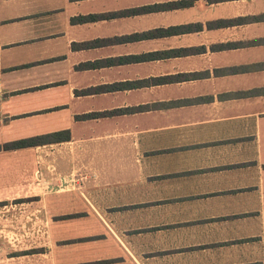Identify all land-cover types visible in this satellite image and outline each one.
<instances>
[{
    "label": "crops",
    "instance_id": "crops-1",
    "mask_svg": "<svg viewBox=\"0 0 264 264\" xmlns=\"http://www.w3.org/2000/svg\"><path fill=\"white\" fill-rule=\"evenodd\" d=\"M64 131L0 149L1 264H264V0H0V147Z\"/></svg>",
    "mask_w": 264,
    "mask_h": 264
},
{
    "label": "trees",
    "instance_id": "trees-1",
    "mask_svg": "<svg viewBox=\"0 0 264 264\" xmlns=\"http://www.w3.org/2000/svg\"><path fill=\"white\" fill-rule=\"evenodd\" d=\"M69 140H70V132L64 131V132H58L55 134L40 136L32 139H27L15 143L7 144L3 148L0 147V149H5V150L24 149V148L43 146L48 144H56Z\"/></svg>",
    "mask_w": 264,
    "mask_h": 264
},
{
    "label": "rangeland",
    "instance_id": "rangeland-1",
    "mask_svg": "<svg viewBox=\"0 0 264 264\" xmlns=\"http://www.w3.org/2000/svg\"><path fill=\"white\" fill-rule=\"evenodd\" d=\"M38 221V220H37ZM26 222V224L27 223H29V224H31V220H26L25 221ZM41 226L43 227V225H42V223H41ZM30 234H32L33 232H31V231H28ZM42 232H43V229H42ZM30 234H24L25 235V241H27V239L29 240V239H31V235ZM42 235V234H41ZM43 237V236H42ZM1 239H0V244H1ZM1 257H2V252L0 251V264H1Z\"/></svg>",
    "mask_w": 264,
    "mask_h": 264
}]
</instances>
